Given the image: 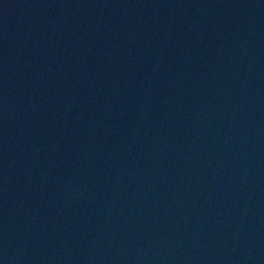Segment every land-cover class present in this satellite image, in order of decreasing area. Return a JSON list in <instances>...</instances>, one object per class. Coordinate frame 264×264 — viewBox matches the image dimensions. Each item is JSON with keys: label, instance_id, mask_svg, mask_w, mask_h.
<instances>
[{"label": "water", "instance_id": "water-1", "mask_svg": "<svg viewBox=\"0 0 264 264\" xmlns=\"http://www.w3.org/2000/svg\"><path fill=\"white\" fill-rule=\"evenodd\" d=\"M0 264H264V0H0Z\"/></svg>", "mask_w": 264, "mask_h": 264}]
</instances>
